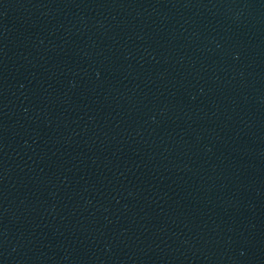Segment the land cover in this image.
<instances>
[{"label":"water","instance_id":"1","mask_svg":"<svg viewBox=\"0 0 264 264\" xmlns=\"http://www.w3.org/2000/svg\"><path fill=\"white\" fill-rule=\"evenodd\" d=\"M0 264H264V0H0Z\"/></svg>","mask_w":264,"mask_h":264}]
</instances>
